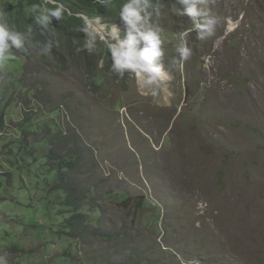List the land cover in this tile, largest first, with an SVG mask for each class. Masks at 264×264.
<instances>
[{"label": "rangeland", "instance_id": "374dc122", "mask_svg": "<svg viewBox=\"0 0 264 264\" xmlns=\"http://www.w3.org/2000/svg\"><path fill=\"white\" fill-rule=\"evenodd\" d=\"M160 1L152 23L94 19L85 39L103 69L107 46L134 36L139 55L141 33L160 36L158 89L140 67L97 86L30 45L0 63V264H264V0ZM68 159L89 226L69 233L54 190Z\"/></svg>", "mask_w": 264, "mask_h": 264}, {"label": "trees", "instance_id": "16d2710c", "mask_svg": "<svg viewBox=\"0 0 264 264\" xmlns=\"http://www.w3.org/2000/svg\"><path fill=\"white\" fill-rule=\"evenodd\" d=\"M11 1L15 4V9H9L10 17L6 20L10 25H14L16 30L21 31L23 35V48L17 49L15 46H11L9 50L11 56L19 54V56L32 58L38 55V58L45 62H48V58L55 59V64L59 67L66 66L71 60L73 64L83 67L97 86L105 83L108 74L119 76V73L111 72L113 53L108 46L106 47L107 54L103 57L107 74H105L104 68H100V58L88 50L85 39L89 26L86 19H101L109 27L116 25L124 31L130 25L123 18L126 6L131 5L132 10L138 12L140 18L145 19L147 23L153 22V11L155 12L161 6L160 0ZM34 5H36L35 8H33ZM61 8L63 11L59 17L52 15L53 12ZM132 19L136 21L135 17ZM121 42L128 44L129 40L123 38ZM9 44L11 45V41ZM29 45L34 47L37 55L32 53ZM125 71L127 69H122V72ZM54 157L57 159L58 155L49 153V159ZM77 162L73 159L64 162L59 161V168L55 170V173H59L60 177L56 181L54 190L64 192L66 195L64 203L69 208V215L64 220V230L68 233L71 230H76V228H81V231L89 228L87 216L80 210L78 201L73 198L71 184L64 175L65 171L73 169Z\"/></svg>", "mask_w": 264, "mask_h": 264}, {"label": "clouds", "instance_id": "9594fccd", "mask_svg": "<svg viewBox=\"0 0 264 264\" xmlns=\"http://www.w3.org/2000/svg\"><path fill=\"white\" fill-rule=\"evenodd\" d=\"M36 5L33 6L35 8ZM63 9H57L52 15L59 17L62 13ZM191 14H197L195 10H191ZM71 15V13H69ZM6 14L0 13V63L3 64V67L8 65L9 60L12 58L10 54V47L15 46L17 49L23 48V35L21 31L15 29L14 25H10L6 20ZM132 17L136 18V21H139L141 18L139 13L132 10L131 5L126 6L123 12V18L128 21L129 24L132 25L133 28L136 27V21L132 19ZM86 19V18H85ZM87 20V19H86ZM199 27V26H198ZM209 35H212L211 30H208ZM143 39L146 40L150 45L151 49H146L144 53L137 55L135 52L134 45L136 44V38L134 36L129 37V42L127 45L128 50L122 51L118 50L114 46H110L109 50L113 53L112 56V65H111V72L119 73V76L123 77L122 69L124 68H131L135 71L138 67L142 68L144 71H158V69H154L150 66V62L153 57H159L163 55V51L161 49L162 40L160 36H156L153 33H149L148 35H144ZM188 35V30L184 31L180 34L181 46L177 47L176 51L179 52V61L181 63L187 61L192 54L191 49L188 47V42L186 37ZM198 36L203 38L204 31H198ZM101 40H104V36L101 35ZM11 41V45L9 44ZM123 47V46H122ZM77 51H80L77 49ZM145 61V65L141 66L138 65L136 62L138 60ZM139 75V73H137Z\"/></svg>", "mask_w": 264, "mask_h": 264}, {"label": "bare ground", "instance_id": "6f19581e", "mask_svg": "<svg viewBox=\"0 0 264 264\" xmlns=\"http://www.w3.org/2000/svg\"><path fill=\"white\" fill-rule=\"evenodd\" d=\"M90 25H91V27H93V29L92 30H98V23H97V21H95V20H92V21H90ZM99 31H101V29L99 28ZM102 32V31H101ZM126 49V48H125ZM150 66L152 67V68H154V69H158V68H155V66H154V64H150ZM141 69V68H140ZM162 70L159 68L158 69V71H154V72H152L153 73V75H154V80H152V82H151V85L150 86H152V87H154V89H158V88H160L161 86H163L164 85V83L166 82V80H165V78L162 76ZM144 73H145V71H144ZM139 74L141 75V79H142V71L140 70L139 71ZM141 82H143L142 80H141Z\"/></svg>", "mask_w": 264, "mask_h": 264}, {"label": "water", "instance_id": "95a60500", "mask_svg": "<svg viewBox=\"0 0 264 264\" xmlns=\"http://www.w3.org/2000/svg\"><path fill=\"white\" fill-rule=\"evenodd\" d=\"M86 21H87L88 25H90V21H92V20H90V19H87Z\"/></svg>", "mask_w": 264, "mask_h": 264}]
</instances>
